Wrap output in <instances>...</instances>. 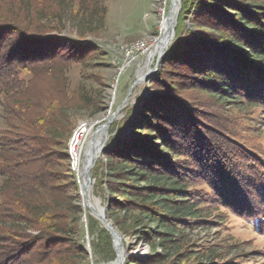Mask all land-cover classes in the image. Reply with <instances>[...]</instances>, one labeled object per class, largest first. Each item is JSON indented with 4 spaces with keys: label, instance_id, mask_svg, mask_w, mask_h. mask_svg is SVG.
I'll return each instance as SVG.
<instances>
[{
    "label": "trees",
    "instance_id": "16d2710c",
    "mask_svg": "<svg viewBox=\"0 0 264 264\" xmlns=\"http://www.w3.org/2000/svg\"><path fill=\"white\" fill-rule=\"evenodd\" d=\"M220 1L226 3L212 7L214 14H223L216 17L220 26L186 30L180 38L194 4L182 0L175 42L165 62L180 59L188 65L183 66L197 75L196 86L217 102L264 104V5ZM104 2L3 0L7 7L0 8V93L7 94L13 138H0V264L85 263L87 252L77 242L82 213L76 204L78 183L62 134L67 126L61 110L65 101H46L35 81L60 75L70 61L96 50L79 39L103 28ZM232 5L238 9L231 14ZM66 27L77 38L63 35ZM21 69L29 70L32 79H19ZM159 76L151 85V98H160V103L144 104L138 114L146 115V121H134L133 133L142 139L138 144L127 138L118 143L133 116L134 108H129L123 120L112 125L117 131L104 148V161H96L109 191L108 216L123 235L134 234L150 248L148 259L130 257L124 264H221L220 245L199 246L188 233L215 225L210 213L223 202L236 206L243 219L264 234V154L249 144L246 134L228 128V119L223 125L208 113L199 115V105L181 95L176 80L165 86ZM172 103L179 108L170 107ZM48 110L54 114L51 122L43 120ZM155 119L166 128H158ZM174 155L183 160L189 155L192 161L171 165ZM62 175L71 180L64 184ZM201 184L210 192L199 190ZM87 222L93 253L112 260L108 231L88 216Z\"/></svg>",
    "mask_w": 264,
    "mask_h": 264
},
{
    "label": "rangeland",
    "instance_id": "374dc122",
    "mask_svg": "<svg viewBox=\"0 0 264 264\" xmlns=\"http://www.w3.org/2000/svg\"><path fill=\"white\" fill-rule=\"evenodd\" d=\"M0 1V8L5 9L7 4H3V0ZM168 1L105 0L104 4L107 12L103 28L96 33L86 34L79 39L82 41L83 45L86 46L92 44L96 50L87 55H83L78 61H70L67 67L63 69V73H61L62 77L61 74H53L35 81L38 89L43 91V96L45 95L44 98L46 101L57 100V98L59 100L64 99L65 101L61 106V110L63 111V119H65L64 121L67 123V126L62 128V134H64V137L66 138V152L69 156V166L78 183V203L76 204L81 206L82 213L78 217L79 231L77 242H79L87 252L84 264H110L114 261L115 256L112 260L103 261L98 259L91 249V244L94 239L88 233L87 216L96 221L101 227H103V225L92 215L88 206L84 205V194L82 193L75 169L71 143L81 124H93L92 130L95 131L107 120L106 118L108 114H110V112L114 113L123 103L129 88L136 79V76L139 77L140 67L145 65L147 58L144 59V56L139 57L136 61L125 67L122 73L118 74L117 63L120 62V57L117 48H122L123 46L145 39L149 40L151 44L154 43V41L161 35L160 25L163 18L162 14L166 2L169 3ZM239 1H242V3L239 4L241 6H243L242 4L251 3L264 5V0ZM203 2L205 3L204 6L202 5ZM218 2H221L223 5L226 3L220 0H194V4L185 15L183 21L185 29L182 31L180 38H184L186 30H192L193 28L212 30L213 27L220 26L218 21H216V17L219 18L220 16H223V14H218V11L216 10L217 13L214 14V9L212 8L213 6H216V3ZM196 6L199 10L198 12L197 8H195ZM166 9L168 10V5ZM237 9L238 7L234 5H232L231 8H228V10L231 11V14L236 12ZM211 12L214 16L208 18L211 16ZM177 26L178 21L176 27ZM176 27L174 31V39L168 45L162 57L160 66H158L156 71L147 80L142 84L136 85L132 89L128 100L119 111L117 118L114 120L115 122L113 121L109 126L106 134L107 141L105 142L106 144L104 143V148L110 143L117 131L115 128L114 131L112 130V125L121 122L126 114L125 111L129 108H134L133 116L131 117L130 124L126 125L123 133L120 134L121 136L120 139H118V143L122 140H126V138L131 139L137 144L139 143V140L142 138L141 135L133 133V126L135 125L134 121L140 120L141 122H145L146 115L140 116L138 114V109L144 104L148 107L161 100L158 97L151 98L153 92L151 85L153 84L154 79L160 75V78L158 79H160V82L161 80L164 81L163 85L165 86L169 85V80L177 81L178 85H176V88L181 92V95L190 96V98L193 99V101H196L197 105H199L198 107L202 112L199 115L203 114L207 117L208 113V115H211L212 120L217 121V119H219L223 125L226 124L223 123L225 122V118L228 119L226 124L228 128L236 129L239 134H246L247 136H244L247 138L246 140L249 141V144L260 148L264 154V104L260 100H256V104H248L244 100L235 103L217 102V100L209 97L206 93L201 92L199 87L194 83V76L197 75H195L192 70L186 68L188 65L186 66L185 64H182V62L180 63L179 58V60L174 61V63L165 62L167 52L175 42ZM62 34L74 38L76 37L75 33L67 27ZM7 49L8 47L5 48L4 54H6ZM147 56L149 60L152 57V53L149 51ZM155 60L156 56H154L150 68L155 65ZM192 64L193 62L189 63V65ZM4 71L6 70L4 69ZM17 72L19 79H23L24 81H29L33 77L32 73H29V70L27 69H21ZM235 87L240 88L237 84ZM101 94L103 98L100 97ZM81 96L84 98L82 102L80 101ZM15 100H17V98H15ZM7 101V94L0 93V138L6 136L13 138V135H11L13 132L8 126V122L11 118L9 117ZM165 102L167 101L161 103L164 104ZM171 106L174 109L175 107L179 108L176 106V103L170 104V107ZM203 111H205V114ZM216 111L218 113L215 114ZM48 115L45 116L46 118L43 120L51 122V120L55 119L52 111H49ZM132 122L134 124H132ZM154 122L159 124L158 128H166L163 121L155 119ZM85 134L81 135L80 142H83L86 138ZM157 136L159 137V135ZM148 142L150 143L151 141L148 139ZM179 143L183 142L180 141ZM104 148L101 156L98 158L99 161H104ZM186 160L191 162V156L188 155ZM186 160H183L181 156L176 157V155H174L168 162L171 165H178L183 164ZM98 163L99 162L94 164L90 172L92 184L91 192L93 193L91 194L93 199L98 202L99 208L101 210L104 209V211L106 210V216L114 224L113 220L108 216V205L110 202L109 191L105 185V180L101 177L102 166ZM69 180L71 179L68 176L62 175V181L64 184L69 182ZM2 183L3 177H0V188ZM197 188L199 190L209 191L206 184H201ZM213 206L215 208L212 207L213 211L210 213V218L212 219L210 220H214L217 223H215V225L211 224L209 229L205 226H200L191 230L188 233L189 240L202 247L220 245L221 248L217 247V249L218 252L221 253V258L223 260L221 264H264V234L259 232L257 225L252 221L243 219L236 206L233 207L231 204L223 202H218V206ZM114 226L116 225L114 224ZM119 233L121 235V242L124 251V259L122 262L120 261V264H124L125 261L130 259V257L148 259L151 253L148 244L136 238L134 234L126 236L120 231Z\"/></svg>",
    "mask_w": 264,
    "mask_h": 264
},
{
    "label": "bare ground",
    "instance_id": "6f19581e",
    "mask_svg": "<svg viewBox=\"0 0 264 264\" xmlns=\"http://www.w3.org/2000/svg\"><path fill=\"white\" fill-rule=\"evenodd\" d=\"M168 1V0H166ZM169 3L166 2L165 4V9L163 11V18L162 22L160 25L161 29V35L154 41L152 44L153 47L151 50H149L152 53V57L157 55L160 51V48L165 45L166 42L170 39V31L171 27L173 25H177V20H178V15L181 10V2L182 0H169ZM168 5V10L166 9ZM172 5V11L170 14L169 12V7ZM141 41H148L147 39L141 40ZM139 42V41H136ZM135 42V43H136ZM135 43L129 44L124 47H130V45H135ZM147 61L143 67H140L139 69V77L141 78L148 70V63L150 62V59L148 60V56L146 57ZM113 115L112 112L108 114L107 118L111 117ZM117 118V116H115ZM115 122V121H114ZM104 124V123H102ZM101 124V125H102ZM100 128V127H99ZM93 129V124L92 125H87V124H81L80 127L77 129L75 138L71 143V148L73 152V159L75 162V169L78 175V180L80 183V187L82 190V193L84 194L83 200H84V205L87 206V203L90 206L91 211L99 214H103V211L99 208L98 202L93 199L92 197V184L91 181L88 182L87 180V173L89 174L98 160V158L101 156V145L100 142L106 138L107 130L106 129H99L96 133L92 130ZM86 132V134H85ZM85 134L86 138L84 139L83 142L81 141V135ZM107 141V140H106ZM105 141V142H106ZM106 144V143H105ZM87 189L88 194L85 195L84 191ZM92 193V194H91ZM122 258V251L120 250L119 252V260L118 264H120Z\"/></svg>",
    "mask_w": 264,
    "mask_h": 264
},
{
    "label": "water",
    "instance_id": "95a60500",
    "mask_svg": "<svg viewBox=\"0 0 264 264\" xmlns=\"http://www.w3.org/2000/svg\"><path fill=\"white\" fill-rule=\"evenodd\" d=\"M172 11V5L169 7V12L168 14H170ZM175 27L176 25L174 24L173 27H171V35H170V39L168 40V42L165 43V45H163L161 48H160V51L156 56V60H155V65L150 68V65L151 63L153 62L154 60V56L153 58H150V62L148 63V70L147 72L140 78V77H137L136 76V79L135 81L133 82V84L131 85V87L129 88V91L127 93V96L125 98V100L123 101V103L117 108V110L113 113V115L108 118L104 124H102L100 126V128H97L94 132L96 133L99 129H108V127L112 124V122L116 119L115 116L118 115L119 111L123 108L124 104L126 103V101L128 100L130 94H131V91L132 89L136 86V85H139V84H142L145 80H147L155 71L156 69L158 68V66H160L161 64V60H162V57L168 47V45L172 42V40L174 39V31H175ZM147 57L144 56V59ZM106 141V138L103 139L101 142H100V145H101V154H102V151H103V148H104V143ZM87 180L88 182L91 181V177H90V173L88 174L87 173ZM85 195L88 194V191L87 189H85L84 191ZM87 206L89 208V210L91 211L90 209V206L89 204L87 203ZM103 210V214H99V213H95L93 211H91L92 215L94 217H96L103 225V227L109 232L110 234V237H111V240H112V247L114 249V252H115V259L113 262H111L110 264H118V260H119V252L120 250L122 251V258H121V262L123 261V257H124V251H123V247H122V242H121V235L119 233V231L117 230L116 226H114V224L110 221V219L106 216V210L104 211Z\"/></svg>",
    "mask_w": 264,
    "mask_h": 264
},
{
    "label": "built area",
    "instance_id": "2783aa9c",
    "mask_svg": "<svg viewBox=\"0 0 264 264\" xmlns=\"http://www.w3.org/2000/svg\"><path fill=\"white\" fill-rule=\"evenodd\" d=\"M152 44L149 40L139 41L135 45H130V47L117 48L120 57V62L117 63L118 74L122 73L125 67L136 61L139 57L146 56Z\"/></svg>",
    "mask_w": 264,
    "mask_h": 264
}]
</instances>
